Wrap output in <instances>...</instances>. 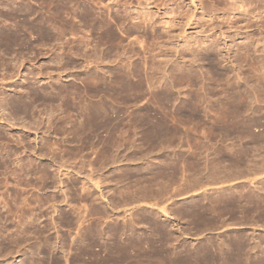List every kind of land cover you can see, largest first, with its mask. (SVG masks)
I'll return each mask as SVG.
<instances>
[{"label": "rangeland", "instance_id": "1", "mask_svg": "<svg viewBox=\"0 0 264 264\" xmlns=\"http://www.w3.org/2000/svg\"><path fill=\"white\" fill-rule=\"evenodd\" d=\"M0 264H264V0H0Z\"/></svg>", "mask_w": 264, "mask_h": 264}, {"label": "bare ground", "instance_id": "2", "mask_svg": "<svg viewBox=\"0 0 264 264\" xmlns=\"http://www.w3.org/2000/svg\"><path fill=\"white\" fill-rule=\"evenodd\" d=\"M259 1V0H258ZM203 4V3H202ZM241 5V4H240ZM263 6V5H262ZM239 9V8H238Z\"/></svg>", "mask_w": 264, "mask_h": 264}]
</instances>
